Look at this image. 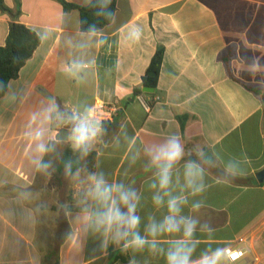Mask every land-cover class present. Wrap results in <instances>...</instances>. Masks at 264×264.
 Here are the masks:
<instances>
[{
    "label": "crops",
    "instance_id": "obj_1",
    "mask_svg": "<svg viewBox=\"0 0 264 264\" xmlns=\"http://www.w3.org/2000/svg\"><path fill=\"white\" fill-rule=\"evenodd\" d=\"M3 1L14 9L13 0ZM19 4L17 21L40 44L0 98V264H42L46 248L65 234L66 228L56 235L60 215L49 235L39 223L41 164L53 160L51 142H64L54 140L62 120L70 128L73 115L114 100L120 109L107 137L100 126L88 152L93 165L77 184L71 209L61 211L68 234L58 247L59 264H167V250L185 239L182 231L157 236L156 249L122 251L86 217L99 210L91 177L102 174L137 193L139 232L147 236L148 225L168 215L167 197L163 205L154 201L162 193L152 187L157 168L149 153L173 137L184 152L169 191L186 198L181 216L196 221L193 264L217 251L223 264L241 246L246 258L236 264H264V180H257L264 171V0H117L111 22L92 33H82L79 13L64 11L57 0ZM9 22L0 12V45ZM158 46L164 48L161 69L152 96H144L159 99L146 112L134 89L142 92ZM186 162L204 170L205 189L196 196L185 187Z\"/></svg>",
    "mask_w": 264,
    "mask_h": 264
},
{
    "label": "clouds",
    "instance_id": "obj_2",
    "mask_svg": "<svg viewBox=\"0 0 264 264\" xmlns=\"http://www.w3.org/2000/svg\"><path fill=\"white\" fill-rule=\"evenodd\" d=\"M135 34V33H134ZM72 131L61 139L72 146L74 152L87 155L93 142L100 134V126L89 115L83 117L73 115ZM40 151H45L40 145ZM183 147L173 137L163 143L154 145L150 151L152 164L157 168V183L153 188L159 189L154 197L157 205H163L166 200L168 215L161 223L151 222L146 228L147 236L139 232L140 217L136 215L139 197L131 188H125L122 183L109 184L103 175H93L92 196L99 204V210L86 217L96 231H103L104 236L111 237L113 243L122 246V251L127 249L142 250L146 246L156 249L157 236L183 232L184 240L173 244L166 252L167 264H193L191 255L194 250L192 237L196 230V221L181 216L182 207L187 204L183 196H172L169 189L173 182L172 170L183 157ZM41 167H47L41 164ZM70 170L71 163L66 165ZM203 168L196 162H186L184 166L185 187L192 196L202 193L205 189L203 184ZM199 204H193L192 209L197 210ZM151 236L152 239L147 237ZM105 239L102 247H106ZM220 252L213 255H204L199 259V264H218L217 258ZM230 259V257H229Z\"/></svg>",
    "mask_w": 264,
    "mask_h": 264
},
{
    "label": "trees",
    "instance_id": "obj_3",
    "mask_svg": "<svg viewBox=\"0 0 264 264\" xmlns=\"http://www.w3.org/2000/svg\"><path fill=\"white\" fill-rule=\"evenodd\" d=\"M15 7L14 9L8 8L3 0H0V12L7 14L10 17L8 23V32L4 45H0V98L5 94L8 88V83L18 77L19 71L28 59L31 58L33 52L40 44V37L31 28L25 26L17 21V17L20 14L19 0H13ZM64 11L76 10L79 13L80 21L79 28L82 33H92L103 29L108 25L115 13L117 0H92L87 5H77L66 2L65 0H57ZM164 56V48L158 46L154 52L146 73L142 77V86H146L152 81L153 86L156 84L158 74L161 69L162 61ZM223 60L225 63L228 62V57L224 56ZM149 73H154V76L150 77ZM253 92H256L253 87L247 86ZM134 94H142L140 88L134 89ZM152 96V95H150ZM188 116L179 117L181 128H184L186 119ZM111 123V122H110ZM110 123L101 124L102 136L107 137V127ZM73 125V123H72ZM57 143L51 142L48 145V151L50 157L56 158L55 147ZM89 157V168L93 165V153H87ZM81 153L79 151L74 152L69 146H66L60 158L56 161V170L61 171L66 165L71 163V169H68V173L72 174L79 168L82 163L80 160ZM191 159V158H189ZM236 182L245 184V179H236ZM71 209V208H67ZM60 217L56 227V235L58 231H62L66 228L65 234L61 237L60 241L56 242L54 246H48L45 253L42 255V264H59L58 259V247L60 243L67 236V224L64 219V214L60 211ZM60 229V230H59Z\"/></svg>",
    "mask_w": 264,
    "mask_h": 264
},
{
    "label": "rangeland",
    "instance_id": "obj_4",
    "mask_svg": "<svg viewBox=\"0 0 264 264\" xmlns=\"http://www.w3.org/2000/svg\"><path fill=\"white\" fill-rule=\"evenodd\" d=\"M66 144L62 142L55 147L56 158H52V162L46 164L47 167H44L40 174L37 185L44 189L43 210L39 216V223L48 235L55 230L60 211L67 208L68 204H71L70 198L77 194L76 186L80 183V179L83 180L90 170L88 154L80 156L82 166L72 174L68 173L66 166L60 172L56 170V161L63 153ZM218 264H222V261Z\"/></svg>",
    "mask_w": 264,
    "mask_h": 264
},
{
    "label": "built area",
    "instance_id": "obj_5",
    "mask_svg": "<svg viewBox=\"0 0 264 264\" xmlns=\"http://www.w3.org/2000/svg\"><path fill=\"white\" fill-rule=\"evenodd\" d=\"M136 98L146 112H149L152 105L159 99L158 97L148 99L144 96V93L137 95ZM119 109L120 106L117 100L111 102L97 101L92 106L89 116L101 126L103 123L112 122ZM240 242H242V240H240ZM245 258L246 252L243 246L228 251L225 256V260L228 264H236L238 261L244 260Z\"/></svg>",
    "mask_w": 264,
    "mask_h": 264
},
{
    "label": "water",
    "instance_id": "obj_6",
    "mask_svg": "<svg viewBox=\"0 0 264 264\" xmlns=\"http://www.w3.org/2000/svg\"><path fill=\"white\" fill-rule=\"evenodd\" d=\"M149 76L152 77L154 76V73H149ZM142 92L146 95L149 96L150 94H152L154 92V87H153V83L152 81H150L146 86H144L142 88ZM262 99H263V103H264V93L262 95ZM64 125H66V120H62V122L59 125L58 131L56 132L55 136H54V140L55 141H63L61 138L62 137H66L73 129V125L68 128V127H64ZM65 142V141H64ZM70 148L72 149V146L69 144ZM257 180L259 182H262L264 180V171H262L258 176H257Z\"/></svg>",
    "mask_w": 264,
    "mask_h": 264
}]
</instances>
